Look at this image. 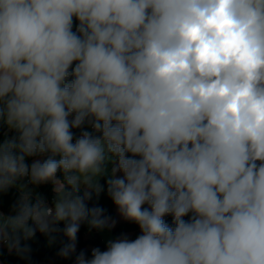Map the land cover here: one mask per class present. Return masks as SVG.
<instances>
[{
  "label": "clouds",
  "instance_id": "9594fccd",
  "mask_svg": "<svg viewBox=\"0 0 264 264\" xmlns=\"http://www.w3.org/2000/svg\"><path fill=\"white\" fill-rule=\"evenodd\" d=\"M0 126L10 252L62 232L75 264H264V0H0ZM102 177L141 234L86 258Z\"/></svg>",
  "mask_w": 264,
  "mask_h": 264
},
{
  "label": "trees",
  "instance_id": "16d2710c",
  "mask_svg": "<svg viewBox=\"0 0 264 264\" xmlns=\"http://www.w3.org/2000/svg\"><path fill=\"white\" fill-rule=\"evenodd\" d=\"M78 20L75 18L73 19V31H76L78 27ZM75 67V62L72 66ZM81 129H74L75 136L78 135ZM7 135L13 136L15 132H9L6 127L0 126V142L3 141L5 138V133ZM36 157H28L26 158V162L30 163L32 159ZM45 157H43L44 159ZM58 178L62 179V174L58 173ZM106 179L107 177H102L100 183L104 185V191L101 192L99 197L93 195L92 199L87 202L88 207H101L104 209V215L111 217L114 216V203L111 198L107 194V186H106ZM40 195H42L46 201L53 205L55 200V194L53 192V185L51 183H46L42 185L35 186ZM19 197V191L17 188H10L7 192L0 193V212L4 214H14L12 210L13 204ZM191 215V214H189ZM189 217H185L187 220ZM166 222L171 225L172 224V217L167 216L165 217ZM63 223L61 224V229L63 228ZM88 224L84 222L81 224L80 230L78 232V240H77V253L80 251H84L87 257L91 258V251L85 249L88 246L93 248H100L102 251L105 250L104 243L101 242L100 236L96 234V236H92L88 240H84V234L88 231ZM140 232L139 226L134 222H124L117 225L113 230L112 234L114 236H120L123 233L129 232ZM46 239L47 237L43 234L37 232L35 237L30 241H22V244L26 243L30 246L31 252L28 254L27 257H23L21 255L16 254L15 251L10 252L7 246L0 245V262L2 264H39L41 262H47L50 259H55L54 264H75V254L69 258H63L58 255L60 247L64 242H67L66 237L63 236V233L57 234V242L52 244L51 246H46Z\"/></svg>",
  "mask_w": 264,
  "mask_h": 264
},
{
  "label": "crops",
  "instance_id": "0c3cea01",
  "mask_svg": "<svg viewBox=\"0 0 264 264\" xmlns=\"http://www.w3.org/2000/svg\"><path fill=\"white\" fill-rule=\"evenodd\" d=\"M35 159H43V157H36V158H34V159H32L31 160V162H30V165H31V163L33 162V160H35ZM111 167H112V165L110 164V169H111ZM117 175H120L119 173L117 174ZM24 182V181H23ZM30 188H33V191L35 192V193H38V194H40L39 192H38V190L36 189V187L35 186H32V185H28ZM15 188V187H14ZM82 192H83V190H81V194H82ZM48 203V202H47ZM48 205H51V204H49L48 203ZM51 206H54V205H51ZM117 218V220L115 221V226L114 227H111V228H108V227H106V229H108L111 233H112V230L117 226V225H119V224H121V223H124V222H127L126 220H124L120 215H119V213H118V210H117V207L115 206L114 207V216H113V218H112V220H115ZM63 222H61V224H62ZM61 224L59 225V227L61 226ZM61 228V227H60ZM95 233H97V231H96V229H91V232H86L85 234H84V240H88V239H90L92 236H96V234ZM59 234V233H58ZM95 234V235H94ZM141 234V232H129V233H123L122 235H120V236H115L114 237V239L113 240H115V239H117V238H119V237H121V236H127L130 240H134L137 236H139ZM48 239V238H47ZM100 239H101V242L103 243V239H102V237L100 236ZM46 243V242H45ZM105 245V250L107 249V244H104ZM47 246V245H46ZM51 246V245H50ZM49 247V246H48ZM85 249H87V250H92L93 249V247H91V246H88V247H86ZM86 258H90V257H87L86 256ZM55 263V259H50V260H48L47 262H41V263H39V264H54ZM0 264H2L1 262H0Z\"/></svg>",
  "mask_w": 264,
  "mask_h": 264
},
{
  "label": "rangeland",
  "instance_id": "374dc122",
  "mask_svg": "<svg viewBox=\"0 0 264 264\" xmlns=\"http://www.w3.org/2000/svg\"><path fill=\"white\" fill-rule=\"evenodd\" d=\"M109 167V170H110V165L108 166ZM117 220V218L114 220V221H116ZM88 232H91V229L89 228V225H88ZM96 231H97V233H95V234H98L99 236H101L102 237V239H103V243L104 244H107V242L109 241V240H113L114 239V235L108 230V229H103V230H97L96 229ZM94 234V235H95ZM46 245H47V247L48 246H50L49 244H48V239H46Z\"/></svg>",
  "mask_w": 264,
  "mask_h": 264
},
{
  "label": "built area",
  "instance_id": "2783aa9c",
  "mask_svg": "<svg viewBox=\"0 0 264 264\" xmlns=\"http://www.w3.org/2000/svg\"><path fill=\"white\" fill-rule=\"evenodd\" d=\"M84 127L86 130L91 131V128L88 125H85ZM80 132H81V130H80ZM80 132L78 133L77 137L80 135ZM28 164L30 165V163H28ZM24 183H27V178H25ZM49 206H51V205H49ZM0 245L5 246L4 244H0Z\"/></svg>",
  "mask_w": 264,
  "mask_h": 264
}]
</instances>
